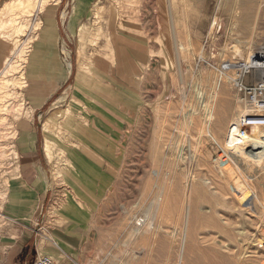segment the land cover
<instances>
[{"label": "rangeland", "instance_id": "374dc122", "mask_svg": "<svg viewBox=\"0 0 264 264\" xmlns=\"http://www.w3.org/2000/svg\"><path fill=\"white\" fill-rule=\"evenodd\" d=\"M8 1L12 0H0L5 69L20 60L16 50L29 37H38L46 24V11L33 12L25 15L24 24L19 18L14 28L10 26L13 32L7 37L1 31L6 20L1 12ZM51 1L55 6L58 0ZM247 1L172 0L179 20L178 42L183 44L179 50L169 0H95L83 21L70 28L65 20L58 43L73 74L81 76L78 87L91 92L110 88L113 96L105 89L102 93L108 111L103 112V125H109L110 111L120 119L112 118L119 125L114 144L103 145L110 153L108 162L120 172L112 191L103 192L101 254L91 264H264V159L256 163L224 147L231 123L250 111L231 79L236 71H218L225 61L237 67L253 53L264 54V0H252L250 12L244 14ZM99 5L104 9L101 18L94 15ZM33 21H41L38 29ZM5 69L0 72V94L8 90L11 96L5 100L8 112L0 110V264H10L23 233L40 228V199L17 178V124L29 109L25 88L19 85L21 73L7 76ZM261 75L264 70L258 72ZM8 78L12 83L5 87ZM60 98L39 113V125L42 128V121L52 117L48 140L55 160L50 165H60L61 172L53 176L65 189L68 138L91 136L95 128L72 108L75 100ZM3 115L7 118L1 119ZM252 128L250 134L264 132V126ZM118 150L119 158H112ZM224 154L228 162L220 160ZM237 190L255 194L253 205H245ZM152 202L159 203L157 209ZM154 212L155 229L143 225L135 232L137 221L147 222L146 215L152 219ZM34 262L31 255L29 264Z\"/></svg>", "mask_w": 264, "mask_h": 264}, {"label": "crops", "instance_id": "0c3cea01", "mask_svg": "<svg viewBox=\"0 0 264 264\" xmlns=\"http://www.w3.org/2000/svg\"><path fill=\"white\" fill-rule=\"evenodd\" d=\"M94 1L60 0L49 13L46 11V28L39 32L33 44L27 65L28 83L25 89L32 114L29 121L23 118L17 124V178L22 185L29 186L36 192L40 199L36 213L40 215V228L38 232L33 228L23 233L11 255L10 264H29L31 255L35 259L36 254L41 252L51 255L60 264H91L93 257L101 254L103 192L112 191L119 181L116 175L120 172V168L108 162L110 153L104 152L103 145L114 144L113 135L119 136L114 131L116 129L118 133L119 125L112 119L119 117L110 111V123L104 127L103 112L107 114L108 111H104L102 93L104 89L107 96H113V93L105 86L96 87L92 92L78 87V77L73 74L72 64L68 67L69 59L63 57L58 43L65 20L70 28L74 22L83 21ZM6 61V42L0 38V72L5 69ZM72 80L73 88L64 93ZM90 95L94 98L83 100L82 97ZM62 96L75 100L73 107L80 118L91 122L95 128L91 136L68 138L71 146L67 153L68 187L65 189H60L54 179L51 162L44 151V131L39 125V113ZM85 111L94 116L91 118V115H83ZM121 127L120 125V129ZM115 153H111L112 158L118 159L120 151Z\"/></svg>", "mask_w": 264, "mask_h": 264}, {"label": "bare ground", "instance_id": "6f19581e", "mask_svg": "<svg viewBox=\"0 0 264 264\" xmlns=\"http://www.w3.org/2000/svg\"><path fill=\"white\" fill-rule=\"evenodd\" d=\"M51 0H12V1H8L9 3H7L5 5V7L2 9L3 12H1V15L4 13L6 15V20H2L3 22H1V31L4 30V32L6 33V36L9 37L11 36L13 30L11 28V30H8L9 27H13L14 28V24L17 22V20L20 18L22 20L21 23H25L24 21H26V17L25 15H28V14H31V13H35V12H38V11H41V10H44V11H48L49 13V10L52 9V7H56L58 5V3L60 2V0L57 1V3L55 4V6L52 5V3H50ZM255 1V0H254ZM52 2V1H51ZM247 7L244 9L243 13L244 14H248L251 10V6H252V3L253 1L252 0H249L247 1ZM168 7H169V18H170V22H171V25H172V29H174L173 31H175V40H176V43H177V47H178V50L180 48L183 47V44L178 42V34L176 32V28L178 26V18H177V14L174 10V3L172 2V0H169L168 2ZM110 9V8H109ZM112 9V8H111ZM18 10V11H17ZM103 8H102V5H99L95 10H94V15L95 17H98V18H101L102 16V13H103ZM236 11V10H235ZM113 13V12H112ZM118 14V13H117ZM17 15V17L15 16ZM38 16V15H37ZM113 16V15H112ZM1 19H2V16H0ZM5 17V16H3ZM48 17V16H47ZM51 18V17H50ZM42 20V19H41ZM111 20V19H110ZM27 22V21H26ZM34 22V21H33ZM126 24V23H125ZM41 25V21H36L34 22V27L36 29H38ZM73 26V25H72ZM71 26V28H72ZM110 27V26H109ZM46 28V27H45ZM7 29V31H5ZM20 29V28H19ZM43 31V30H41ZM51 31V30H50ZM56 33V32H55ZM101 33V29L98 28V30L96 31L95 35H100ZM38 34V33H37ZM45 34V33H44ZM87 34L86 32V29L82 30L81 32V35H80V41L82 43V49L84 50V37L85 35ZM43 35V34H42ZM47 35V34H46ZM39 36V35H38ZM48 36V35H47ZM37 38V35H33L32 37H29L25 44L20 46V48H18V50H16L18 52V55L21 57L20 60L18 59V61H15V65L14 66H11L12 64L8 65L7 69H5V73L8 75H10L13 71H18L19 73H21L19 75V85L22 87V88H25L27 87V83H28V76H27V65H29V58H30V54H31V51L33 49V43ZM45 38V36H44ZM99 38L96 37L95 40H98ZM43 40V39H42ZM42 44V42H41ZM55 45V44H53ZM46 46V45H45ZM47 48V47H46ZM66 48V47H65ZM17 49V48H16ZM57 50V49H56ZM65 52L67 53V57H69V50L67 49H64ZM238 51V50H237ZM236 51V53H237ZM120 52V51H119ZM119 54V53H118ZM238 54V53H237ZM241 54V52L239 53ZM255 54V55H254ZM40 56V55H39ZM201 56V58H203L202 55H199ZM252 59L250 58L251 60V63L253 62V58L256 59L255 61L259 62V63H264V54L261 53H253L252 55ZM250 57V56H249ZM104 58V57H103ZM102 58V59H103ZM66 59V58H65ZM96 59V58H95ZM106 59V58H105ZM31 60V59H30ZM39 61V60H38ZM68 62V61H67ZM94 62V61H93ZM43 63V62H42ZM57 64V62H56ZM107 65V64H106ZM47 66V65H46ZM71 66V62L69 60L68 62V67L70 68ZM109 66V65H108ZM107 66V67H108ZM264 67V65H263ZM95 68V67H94ZM100 68V67H99ZM77 71V70H76ZM98 74V73H97ZM78 77V83L81 79V76H77ZM4 85L6 84L5 87H8L10 83H12L11 79H7L5 82H3ZM0 87L2 88L1 84H0ZM102 88V87H101ZM80 92V91H79ZM1 95V94H0ZM3 97V99H1L0 97V100H2L3 102H1V106H0V110L1 111H4V114H6L5 112H8V109L10 107L9 104H5V102L7 101V99L9 98L10 93L9 91L7 90L6 92H4V95H1ZM25 97V96H24ZM7 98V99H6ZM6 100V101H5ZM62 100V98H60L57 102H60ZM240 101V100H239ZM241 102V101H240ZM81 104V103H80ZM74 108V107H72ZM19 109H22L19 108ZM68 109V108H67ZM242 109V108H240ZM83 110V109H82ZM248 110V108H247ZM79 111V110H78ZM241 111V110H240ZM75 112V111H74ZM90 112V111H89ZM243 113H244V110H243ZM246 113V111H245ZM251 113V112H250ZM31 114H32V108H29L28 110L25 111V116H24V120H28L30 119L31 117ZM240 114V113H239ZM72 116V114H71ZM79 116V115H78ZM212 115L210 114V117ZM80 117V116H79ZM7 117L5 115H3L1 117V119H6ZM71 118V117H70ZM89 120V119H88ZM58 121V120H57ZM235 121V120H234ZM20 122V121H19ZM77 122V121H76ZM79 122V121H78ZM232 122V121H231ZM72 123V122H71ZM29 124V123H28ZM93 124V123H92ZM232 125L230 126L229 130H228V137L227 138V141H226V145L224 147L227 146V148L229 147V149L233 150L234 152H237L238 155H240V153H242L244 156L248 157H244L243 158H246L248 160H253L254 162H261L263 159H264V132H258V130L254 133V134H248L244 137H240L237 130H238V119L231 123ZM52 125V117H48V118H45L43 121H42V128H43V131L45 132V135H46V139H45V144H44V151H45V155L46 157L48 158V160L50 162H53L55 160V156H54V152H53V146L50 142V140H48L50 137H51V134H50V130H51V126ZM24 127V126H22ZM29 129V128H28ZM254 129V128H252ZM261 129V127H260ZM253 131V130H252ZM254 132V131H253ZM250 133V132H249ZM4 136V135H3ZM81 143V142H80ZM58 145V144H57ZM69 151V150H68ZM67 152V151H66ZM228 155V153H227ZM222 155H220L221 157ZM224 156H226L224 154ZM223 157V156H222ZM195 159V157H193ZM228 159L229 158H226V159H223V161H227L228 162ZM222 160V159H220ZM75 165V164H74ZM189 165V164H188ZM225 166H227V163L225 164ZM224 166V167H225ZM61 167L60 165H55L54 168H53V171L52 173L54 172L55 175H57V172H61L60 171ZM65 173V172H64ZM158 174V172H157ZM164 177H165V174H164ZM165 179V178H164ZM225 180V179H224ZM226 181V180H225ZM190 184V183H189ZM188 185V184H187ZM191 185V184H190ZM189 185V186H190ZM194 186V185H193ZM195 187V186H194ZM187 189V188H186ZM194 189V188H193ZM197 191V190H196ZM189 192V191H188ZM237 192L240 193V190H237ZM189 193H187V196ZM186 195V194H185ZM240 197H241V200L244 202V204L248 205V206H252L253 203H254V197H255V194H248V193H240L239 194ZM159 197V196H158ZM185 198V196H184ZM189 197H187L186 199L188 200ZM159 200V198L157 199ZM154 201V200H153ZM156 202V201H155ZM155 202H152V206L157 209L158 206H159V203L157 202L155 204ZM189 202V200H188ZM187 202V204H188ZM183 203V201H182ZM189 207V206H188ZM187 207V208H188ZM152 208V207H151ZM182 215V214H181ZM147 216V222H146V219H144V223L140 226H137V228L134 229L135 232H139V230H142V228L146 225L145 228H147V230H154L155 228V219H156V214L155 212L152 213V219H150V214L146 215ZM187 217V216H186ZM187 219V218H186ZM146 222V223H145ZM136 224V223H135ZM144 225V226H143ZM186 231V230H185ZM150 232V231H149ZM181 256V255H180ZM180 259V258H179Z\"/></svg>", "mask_w": 264, "mask_h": 264}, {"label": "built area", "instance_id": "2783aa9c", "mask_svg": "<svg viewBox=\"0 0 264 264\" xmlns=\"http://www.w3.org/2000/svg\"><path fill=\"white\" fill-rule=\"evenodd\" d=\"M255 55V54H254ZM252 56L246 61H241L235 66V63L229 61L223 62L218 71L221 75H227L228 71L235 70V76H231V79L236 87L237 91L241 95V100L244 105L248 107L251 113L242 115L238 119V134L240 137H244L249 133L250 128H259L264 126V75L258 77V72L264 70V63H259ZM247 77L255 80L252 82L247 81ZM226 159V156H223ZM224 162V161H223ZM227 162V161H225ZM144 223V219L141 218L137 221L140 226ZM34 264H60L54 257L46 253H37Z\"/></svg>", "mask_w": 264, "mask_h": 264}]
</instances>
